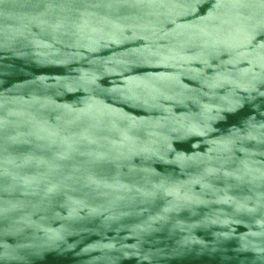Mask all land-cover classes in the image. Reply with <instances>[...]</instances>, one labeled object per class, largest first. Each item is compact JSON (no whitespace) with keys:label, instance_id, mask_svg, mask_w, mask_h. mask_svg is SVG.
<instances>
[{"label":"water","instance_id":"obj_1","mask_svg":"<svg viewBox=\"0 0 264 264\" xmlns=\"http://www.w3.org/2000/svg\"><path fill=\"white\" fill-rule=\"evenodd\" d=\"M0 264H264V0H0Z\"/></svg>","mask_w":264,"mask_h":264}]
</instances>
